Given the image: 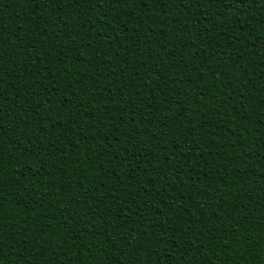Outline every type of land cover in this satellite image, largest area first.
Wrapping results in <instances>:
<instances>
[{"label":"trees","instance_id":"trees-1","mask_svg":"<svg viewBox=\"0 0 264 264\" xmlns=\"http://www.w3.org/2000/svg\"><path fill=\"white\" fill-rule=\"evenodd\" d=\"M112 7V5L98 4L91 10L92 14L89 17L80 15L79 9L72 5L64 7L61 11L60 8L51 4L44 8L43 6L37 7L36 4L25 6L24 0H0V20L4 22L6 30L13 33L12 41L18 44L20 52L23 53L20 55L17 50H10L8 45L4 46L5 61L11 57V63L6 64V68L10 72H14L15 67L22 66L29 53L34 58L36 51L51 43L48 37L40 35L39 28H47L50 37H54L57 30L64 27L57 17H67L70 12L74 23L82 22V26L77 29L80 33V36L76 37L78 45L83 43L82 38L89 35L88 29H92L94 32L99 30L102 37L95 40L93 44V48L97 51L78 48L77 52H68L67 38L64 37V50L68 52L69 59L65 60L63 66L47 63L43 58L37 64L33 59L32 64L40 69L46 67L47 71H41L40 75L36 77L29 70L28 75L33 79L24 77L19 81V84L25 87L20 97L13 96L12 99L14 102L18 100L21 105L31 104L30 109L26 108L19 114V118L23 119L24 123L20 125L21 131L17 133L16 142L20 147L26 148V158L21 157L18 162L8 159L9 155H18L15 152V143L10 145L11 151L9 148L5 149L3 161L5 166V200L3 211H0V224H6L7 227L0 229L4 233L3 260L0 264H26V262L27 264H68L69 261L71 264H100L96 255L98 252L103 259L111 258L114 262L119 259L120 264H135V262L150 264V260L161 261V264H205L206 261L220 264V261L224 260L227 264H233L240 253H243L245 259L249 260L251 264H257L256 258L264 260V256H261L260 250L256 247L257 241L264 247V240H260V236L264 234V193L258 190L259 169L257 167L256 176L248 180L244 177L229 178V173L233 172L235 165L228 166L227 171H224L223 168L228 159L238 154L241 147L249 149L253 145L264 147V128H261L259 124L253 128L247 127V121L241 117L246 113L250 114L253 109L248 105V101H244L242 108L238 95L225 106L216 105L217 110L223 112V118L212 113L209 119V108L203 107L214 95L219 100L220 93L227 97L233 88L239 93V86L245 80H251L255 84L256 92L249 99L254 97L253 103L256 104V108L261 107L259 100L264 96V47H261L264 36L261 35V32H264V28H261L259 24L251 26L243 24V31L238 32L233 24L225 25L219 18L213 19L215 13L202 0L201 2L184 0L183 12L186 15L190 13V19L195 20V27L200 32L205 35H214L223 28L228 31L229 35L235 33L239 36L240 42L244 44L242 51L239 45H237V50L232 51L223 47V41L219 44L213 41L211 48L218 49L216 57L221 61L220 64H217L212 51H203L193 47V41L187 37L186 33L173 32V21L166 19L162 10L151 5L148 8L117 5L115 13H113ZM251 8L252 11L248 13V16L256 21L264 20V0H259L251 5ZM176 10L180 11L181 9ZM201 13L204 15L201 16ZM41 15L45 19H50L51 23L45 25L40 20ZM101 16L107 17V19H98ZM244 19L241 17V20ZM214 25L215 27H213ZM257 28L260 31H253ZM117 34H119L118 40L116 39ZM109 35L113 37L111 42L105 39ZM17 36L21 38L19 41L16 40ZM33 40L36 42L35 50L30 46V41ZM109 44L110 46H106ZM130 44L134 46L126 52L125 49H128ZM220 53L223 55L221 56ZM153 55L155 60L152 59ZM93 56L96 59H92ZM71 57H75V59ZM125 60H127L126 65L124 64ZM233 63H235V67H230ZM121 67L124 68L123 72L120 71ZM113 68L116 75L113 76V83L109 88L113 93L111 99H119L116 89L120 87L121 80L130 84L127 103L124 105L126 116L123 118V122L113 128L116 116L108 115V109L105 107L108 100H105L104 105L93 102V97H96L97 100L104 98V93L97 92L94 88L91 96L86 92L81 95L83 107L77 105L74 108V111L81 116V120L78 122L80 127L76 128V131H83L85 136L91 138L81 144V148L85 150L103 142L102 138L105 134H108L107 139L111 142L113 150L119 149V145L113 137L118 139L122 133L134 136L133 142L139 147L135 149L133 160L122 164L121 161L124 160L125 153H118L120 160L112 158L111 153L97 159L96 157L100 155L97 151L93 156L95 165L91 171H88L87 163L77 165L73 162L76 153L70 148H65L63 153L49 155L52 148L42 138L48 130L47 124L42 127L33 126L32 134L36 136V140L32 143L20 139L26 135L23 129L29 123L30 117L36 120L51 119L48 116L49 105L46 102L49 96L48 89H55L51 92L53 100L58 101L60 97H71V102L75 104L79 89L87 88L91 81L102 80ZM165 69L167 70L165 71ZM146 72L149 73L148 76L145 75ZM185 72H187V76L184 75ZM160 73H163L165 77L171 74L177 83L173 84L169 81L167 85H164L163 81L158 80ZM197 73L203 78V83L197 78ZM46 76H48L47 79ZM188 77H191V84H188ZM180 80H184L185 83H179ZM136 84L140 85L138 89L135 87ZM157 84L163 86L165 93L169 88L172 89L173 95L181 89H186L187 95L176 96V99L168 104L167 111L162 112L155 104L149 108L143 101L154 93L160 94L161 88L157 87ZM197 87L201 89V92L194 91ZM248 87L251 88L252 85L250 84ZM28 91L34 92L35 96L27 99ZM137 92L139 95L136 94ZM197 99L199 103L194 102ZM178 104H183V107H179ZM59 107L63 108L64 106L60 105ZM111 107L115 109L116 105H111ZM185 110H187L186 120L179 115ZM52 111H57L56 106L52 107ZM149 111L152 115L145 117V113ZM142 119L144 123L140 124L139 121ZM133 120L137 123L132 124ZM151 120H154L155 124L148 122ZM189 121L191 123H188ZM161 123L164 124V127L160 126ZM104 124H108V127L105 128ZM182 124H187V127L181 126ZM89 125L93 126L91 130H89ZM210 126L213 132L211 136L206 134ZM169 130H171V134H169ZM193 131L196 132L195 136L192 135ZM185 132L189 136L187 145L182 144ZM81 138L83 139V137ZM173 140L180 146V152H176L175 145L169 147ZM192 141H195L197 148L201 146L207 148L208 145H211L213 156L208 160V163L215 165L217 160L221 161L222 166L218 171L223 174L222 182L209 183L207 179L201 178L202 172L205 175H211L217 169L210 170L204 167L199 160H188L187 163L191 165V168L188 170V175H184L183 163L184 155H186L184 149L193 147ZM5 142L7 143V140ZM121 142L123 143V141ZM234 142L236 148L232 147ZM45 148L48 149L47 152L44 151ZM165 148L168 149L166 153L164 152ZM161 154L165 156V160L161 164L168 171V179L164 181L157 176H152V179L157 182V186L171 184L167 192L156 198L157 205L154 210L159 211L162 208L163 215L157 220L155 216L146 214L141 220L139 215H133L135 208H132L126 214H122V216L127 215L128 217L124 221L126 234L123 239H117L115 233L107 231V225L103 224L105 212L102 209L108 208L112 213L116 212L113 201L104 200L103 204L96 207V198L103 199L107 195L123 200L127 187L124 191H120V182L123 181L127 184L128 175L134 178L131 182L133 186H138V182L147 180L152 172V167L148 168V174H146L143 168H136L137 162L155 166L157 157ZM193 156H199V152H194ZM108 160H111V163H108ZM29 165L31 171H25L26 179L23 177L22 179L24 184H28L30 187L27 192H23L19 182L12 183L15 180L13 173L24 170ZM98 165L103 166V171H100ZM125 166L128 168L127 175L124 173ZM62 167L65 169L64 173L59 171ZM78 168L79 171H77ZM112 169L115 171L113 172ZM105 173H107L108 179L101 181V177ZM53 183H55V187H52ZM101 183L114 191H106L105 187H101ZM81 185L83 188L89 189L86 196L81 191ZM225 185L227 186L225 187ZM13 189H15L14 194L8 195ZM152 190L155 191V188ZM65 192H67V196ZM168 195L172 196V201L167 200ZM75 197H80L78 203L83 204L84 201H87V204L96 211V218L93 221L95 228L88 227L82 221L81 227L75 229V232L81 234L80 236L73 235L72 222H69V228H61V221L67 219L66 212L63 216L61 215V211L65 207L63 202ZM223 201H227L226 211L229 212V215L234 217L238 223L242 221L244 229H246H237L239 233L236 237L237 243L230 244L227 254L220 251V246L229 240L231 224L222 229V233L217 234L215 243L201 238L200 243L197 244L183 236L184 228L187 226L182 223V219L191 213L194 222L200 220L208 222L207 225L200 224L198 228V232L207 233L216 213L219 212V208L216 206ZM201 203H203V209H201ZM137 204L143 207L139 199H137ZM169 204L172 205V208L168 207ZM182 207L186 208L187 212H182ZM201 211L203 215L199 214ZM221 219H224L223 213H221ZM74 220L75 213H73ZM132 220H135V223H132ZM161 220L170 221L169 226L174 229V231L166 233L168 237H171V243L163 257L159 253L160 245L153 244L154 241L164 238V234L160 231ZM96 228L101 230L98 237L91 235ZM142 231L146 233L144 239L148 241L147 244L138 245L136 241H132V248L123 246L130 234H138ZM21 238H23L22 243L26 246L27 251L17 247ZM180 240H184L185 243L177 246ZM109 241L115 244L114 249ZM93 244L96 247L93 248ZM245 244V247H241ZM150 246L155 248L151 258L143 252L134 251L138 247H143L147 251ZM198 247L201 251L196 253ZM213 249H216V253L213 252ZM105 252L108 253L107 256L104 255ZM238 264H244V260H239Z\"/></svg>","mask_w":264,"mask_h":264},{"label":"snow or ice","instance_id":"snow-or-ice-1","mask_svg":"<svg viewBox=\"0 0 264 264\" xmlns=\"http://www.w3.org/2000/svg\"><path fill=\"white\" fill-rule=\"evenodd\" d=\"M197 2H201V0H197ZM202 2L208 4L211 10L215 13L213 19L219 18L225 25L229 23L233 24L238 32L243 31V24H248L249 26L259 24L261 28H264V20L256 21L251 16H248V13L252 11L251 5H254L255 3L259 2V0H202ZM183 3L184 0H24L25 6L36 4L37 7L43 6L44 8H47L48 5L51 4L55 7L60 8L61 11H63L64 7L72 5L74 8L79 9L80 15H88L89 17L92 14L91 10L96 8L98 4L112 5L113 7L111 8V11L113 13H115V6L117 5L122 7L126 5H135L136 7L144 8H148L149 5H151L157 8L158 10H162V14L166 19H170L173 21V32L186 33L187 37L193 41V47L203 51H212L213 57H216V53L218 51V49L211 48L213 41H216L217 44L223 41V47L232 51L237 50V45H239L241 51L243 50L244 44L240 42V37L237 36L235 33L229 35L228 31L224 30L223 28L217 31L214 35H205L203 32H200L195 27V20L190 19V13L186 15L183 12ZM176 9L181 10L177 11ZM105 11H108V9H105ZM203 15L204 14L201 13V16ZM241 17H244L245 19L241 20ZM57 19L61 21L64 27L62 29H58L54 37H50L47 28H39L40 35L42 37H48L51 40V43L48 44L46 47H41L39 51H36V55L34 58L32 57L31 53H29L26 57V62L22 66L15 67L14 72H10L6 68V64L11 63V57L8 61H5L3 54L4 46L8 45L10 50H17L20 55H23V53L20 52L18 44L12 41L13 33L11 31L6 30L4 22L0 20V211H3V202L5 200V166L3 164L5 149L9 148V150L11 151L10 145L15 143V152L18 153V155H9L8 159H14L18 162L21 157L26 158V148L20 147V145L16 142L17 133L21 131L20 125L24 123L23 119L19 118V114L22 111H25L26 108L30 109L31 104L21 105L18 100L14 102V100L12 99L13 96L20 97L21 92L25 87L20 85L19 81L24 77H27L28 79H33L32 76L28 75L29 70H31L36 77L40 75L41 71H47L46 67L40 69L34 64H32L31 61L33 59L36 60L37 64H39L41 62V58H43V60L47 61V63L59 64L63 66L65 60L69 59L68 52H77L78 48L92 49L93 51H97V49L93 48V44L95 40L102 38L100 36L99 30L94 32L92 29H88L89 35L87 37L82 38L83 43L78 45L76 37H79L80 33L79 31H77V29L82 26V22L74 23L71 12L68 14L67 17H57ZM98 19H107V17L101 16L98 17ZM40 20L45 25L51 23V20L45 19L43 15L40 16ZM213 27H215V25ZM253 31H260V29H253ZM73 33L75 34L73 35ZM261 35L264 36V32H261ZM64 37L67 38L68 52L64 50ZM20 39L21 38L19 36L16 37L17 41H19ZM105 39L111 42L113 40V37L109 35ZM116 39H119V34H117ZM246 39L247 38L245 36V41ZM30 46L33 48V50H35L36 42L34 40L30 41ZM106 46H110V44ZM133 46V44H130L129 48L125 49V51H130ZM252 46L254 47L255 45ZM261 47H264V41L261 42ZM220 55L222 56L223 53H220ZM71 58L75 59V57ZM241 58H243V56H241ZM92 59H96V57L93 56ZM152 59L155 60L154 55ZM215 62L217 64L221 63L218 57H216ZM124 64H127V60L124 61ZM230 67H235V63L231 64ZM166 70L167 69H165V71ZM120 71L123 72L124 68L121 67ZM114 75H116V71L113 68L112 71L109 72V74L106 75L102 80L91 81L88 83L87 88L79 89L76 94L77 101L75 104L71 102V97H60L58 101L53 100L51 97V92L55 91V89H48L47 91L49 92V96L46 102L49 105L48 116L51 119L36 120L30 117L29 123L26 124L23 129L26 135L20 137V139L27 140L28 143H32L34 140H36V136L32 134L33 126L35 125L36 127H42L44 124H47L48 130L42 138L47 141L48 145L52 148V152L48 153L49 155L54 156L57 153H63L65 148H70L76 153L73 162L77 165L87 163L89 165L88 171H91L92 167L95 165V160L93 159V156L96 155L97 151L100 153V155L96 157L97 159H101L111 153L112 158L120 160V155L118 153H125L124 160L121 161L122 164H124L128 160H133L135 158V149L139 147L138 144L133 142L135 139L134 136L124 135L122 133L118 139L116 137H113V139H115L116 143L119 145L118 150H113L111 142L107 139L108 134H105L102 138L103 142L96 144L94 147H88V149L85 150L81 148V144H83L85 141L90 140L91 138L89 136H85L83 134V131H76V128L80 127L78 122L81 120V116L76 111H74V108L77 105L82 108L83 101L80 99L81 95L86 92L89 96H91L92 90L94 88L97 92H103L104 98L97 100L96 97H93V102L104 105L105 100H108V104L105 105V107L108 109V115L116 116L113 128H115V125L123 122V118L126 116V110L124 105L127 103L128 88L130 87V84L125 83L123 80H121L120 87L116 89V92L119 94V99H111L113 93L109 90V88L113 83ZM145 75L148 76L149 73L146 72ZM184 75L187 76V72H185ZM45 78L47 79L48 76H46ZM197 78L200 79L201 83H203V78L199 76V73H197ZM158 80L163 81L164 85H167L169 81H171L173 84L177 83L176 79L171 74L165 77L163 73H160L158 76ZM179 83L184 84L185 81L180 80ZM188 84H191V77H188ZM250 84L252 85L251 88L248 87ZM135 87L138 89L140 85L136 84ZM145 87H147V85H145ZM157 87L161 88L160 94L156 95L154 93L147 100H144L143 103L148 105L149 108H151L153 104H155L162 112L168 110V104L170 103V101H174L176 99V96L183 97L187 95L186 89H181L179 92L173 95L171 88H169L168 92L165 93L163 91L162 85L157 84ZM245 89H247V91H245ZM194 91L199 93L201 92V89L197 87L194 89ZM255 92V84H253L251 80H245L239 86V93H237V90L233 88L231 89L227 97H225L223 93H220L221 98L219 100H217L214 95L210 101L203 105V107L209 108V119L211 118L212 113H215L217 116L223 118V112L218 111L216 105L218 104L220 106H225L233 97L238 95L242 108L244 107V101H248V105L253 109L250 114L246 113L243 117H241L243 120L247 121V127L253 128L255 125L259 124L261 128H264V96H262L259 100V104L261 105V107L256 108V104L253 103L254 97L253 99H249V97H251ZM136 94L139 95L138 92ZM204 95L206 96L207 93L205 92ZM34 96L35 93L32 91H28L26 93L27 99H31ZM194 102L199 103V100L197 99ZM60 105H63L64 107L60 108ZM111 105H116V108L113 109ZM53 106H56V112L52 111ZM178 106L183 107V104H178ZM186 111L187 110L179 114L180 116L184 117L185 120L187 119ZM132 115H135V113H132ZM151 115V111L145 113V117ZM237 116H239V113H237ZM148 122L150 124H155L154 120ZM168 122L171 123V121ZM131 123L136 124L137 122L133 120ZM139 123L143 124L144 120L142 119L141 121H139ZM188 123L191 122L189 121ZM160 126L164 127V124L161 123ZM181 126L187 127V124H182ZM92 127V125H89V130H91ZM104 127H108V124H104ZM129 127H131V125H129ZM221 131H223V129H221ZM169 134H171V130H169ZM206 134L209 136L213 134L211 126ZM97 135H99L98 132ZM192 135L195 136L196 132L193 131ZM81 137H83V139ZM6 140L7 143L5 142ZM77 141H79V143H77ZM121 141H123V143ZM182 144H189V136L187 132L184 133ZM174 145L176 146V152H180V146L177 145V142L175 140H173L172 145H169V147H172ZM192 145L193 147H191L190 149H184V153H186V155H184L183 163V167L185 168L184 175H188V170H190L191 168V165L187 163V161L199 160L204 167H207L210 170L213 168L217 169V171L213 172L211 175H205L202 172L201 178L207 179L209 183L222 182L223 174L218 171L222 166L221 161L217 160L215 162V165L208 163V160L211 159L213 156L211 152V145H208L207 148H204L203 146L197 148L195 146V141H192ZM232 147L236 148L235 142L232 144ZM167 150L168 149L165 148L164 152L166 153ZM44 151L47 152L48 149L45 148ZM194 152H199V156H193ZM225 155L227 154L225 153ZM81 157H83V160H81ZM177 159H179V157H177ZM164 160L165 156L161 154L157 157V165L155 166H151L143 162H137L136 168H143L145 173L148 174V168L152 167V172L151 174H149V178L147 180L138 182V186L132 185L131 182L134 178L131 175L127 176V184L121 181L120 191H124L125 187H127V191L125 192V197L123 200H120L117 197L107 195L103 199L96 198V207H99L101 204H103L104 200L113 201V206L116 208V212L112 213L111 210L108 208L102 209V211L105 212L103 224L107 225V231L115 233L117 239H123L126 234V225L124 221L128 219V217L127 215L122 216V214H126L132 208H135V212L133 213V215H139L141 220L144 219L146 214H151L155 216L157 220H159L160 216L163 215L162 208L159 209V211L154 210L157 205L156 198L161 197L162 193L167 192V189L168 187H171V184L166 183L164 185L157 186V182L152 179V176H157L159 179L167 181L168 171L161 164V162ZM107 162L111 163V160H108ZM231 165H235V168L233 169V172L229 173V178L244 177L248 180H251L254 176H256V170L258 167L260 172L258 176V190L259 192L264 193V147H257L255 145H253L251 149L241 147V150L238 152V154L233 156L231 159H228L223 165L224 171H227L228 166ZM97 167H99L100 171H103L102 165H98ZM79 170L80 169L78 168L77 171ZM25 171H31V166L29 165L26 169L13 173V175L15 176V180L12 181L13 184L19 182V184L22 186L21 191L23 192H27L30 187V185L24 184V181L22 179V177L26 179ZM59 171L61 173H64L65 169L62 167L59 169ZM112 171L114 172L115 169H112ZM124 173L125 175H127L128 173L127 166L124 167ZM107 179L108 175L107 173H105L101 177V181H105ZM226 186L227 185H225V187ZM52 187H55V183H53ZM101 187L106 188L103 183H101ZM153 188H155V191L152 190ZM81 191L83 195L86 196L89 189H85L83 188V185H81ZM106 191L110 192L114 191V189L106 188ZM14 192L15 189L9 192L8 195H13ZM65 195L67 196V192H65ZM79 199L80 197H75L64 201L63 203L65 204V207L63 211H61L62 216L65 214V212L67 213V219L61 221V228H69V222H72L73 235L76 236L81 235L80 233L75 232V229H79L81 227L82 221L87 224L88 227L95 228V224L93 223V221H95L96 218L95 209L91 205H88L87 201H84L83 204L78 203L77 201ZM137 199H139V201L143 204V207H141L140 204H137ZM167 200L172 201V196L168 195ZM168 207L172 208V205L169 204ZM216 207L219 208V212L216 213L215 219L212 221V226L209 227V231L207 233L198 232V228L200 224L207 225L208 222L206 220L194 222L191 213H188L182 219V223L187 226L184 228L183 236L192 243L199 244L201 238L203 240H209L211 243H215L217 234L222 233V229H224L228 224H231L232 229L229 240L226 241L223 246H220V251H223L225 252V254H227L229 251L230 244L237 243L236 237L239 234L237 229H246H244V224L242 221L238 223L237 220L234 217L230 216L229 212L226 211L227 201L218 203ZM201 209H203V203H201ZM181 211L187 212V209L182 207ZM73 213H75L74 221ZM221 213H223L224 219H221ZM199 214L203 215V212L201 211ZM44 218L49 219L48 217ZM177 219H180V217H177ZM132 223H135V220H132ZM169 224L170 221L168 220L160 221V231L164 234V238L158 239L157 241L153 242L154 245H160L159 253L161 257H163L165 253H167L169 244L171 243V237H168L166 233L174 231V229L170 227ZM6 227V224H0V229ZM100 234L101 230L99 228H96V230L91 233V235L97 237ZM16 235H19V233H16ZM145 235L146 233L143 231L138 234H130L129 239L124 243L123 246L125 248H132V241H136L138 245L147 244L148 241L144 239ZM22 240L23 238H21V242L17 243V247L27 251V248L22 243ZM260 240H264V234L260 236ZM109 243H112V241H109ZM183 243H185V241L180 240L177 246ZM112 246L114 249L115 244L112 243ZM245 246L246 244L241 245V247ZM92 247L94 248L96 247V245L93 244ZM256 247L260 250L261 256H264V247L261 246L259 241H257ZM3 250L4 233L3 231H0V262H2L3 260ZM134 251L143 252L145 255L151 258L153 252L155 251V248L150 246V248L146 251L143 247H138L134 249ZM200 251L201 249L199 247L196 248V253H199ZM213 252L216 253V249H213ZM96 255L97 259L100 261V264H120L119 259L114 262L111 258L103 259L100 256L99 252ZM104 255L107 256L108 253L105 252ZM124 255H127V253H124ZM256 259L257 264H264V260H261L259 258ZM239 260H244V264H251L249 260L245 259L243 253H240L239 256L235 258L233 264H238ZM68 264H71V262L69 261ZM135 264H138V262H135ZM150 264H161V261L150 260ZM205 264H212V262L206 261ZM220 264H227V262L221 260Z\"/></svg>","mask_w":264,"mask_h":264}]
</instances>
